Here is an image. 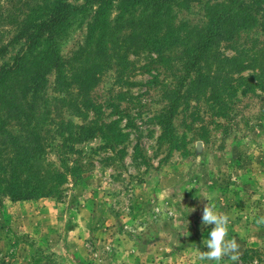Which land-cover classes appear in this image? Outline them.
Returning a JSON list of instances; mask_svg holds the SVG:
<instances>
[{"label": "rangeland", "instance_id": "rangeland-1", "mask_svg": "<svg viewBox=\"0 0 264 264\" xmlns=\"http://www.w3.org/2000/svg\"><path fill=\"white\" fill-rule=\"evenodd\" d=\"M9 1L0 0V6ZM222 1L189 0L171 8V19L183 33L205 22L206 6ZM94 8L84 7L68 28L59 46L64 60L83 44ZM115 16L112 5V25ZM246 33L256 39L257 48H264V30ZM10 35L0 29V43ZM241 38L249 47L245 35ZM21 43L8 48L0 65ZM178 53L172 47L158 58L145 51L127 54L128 68L122 72L111 58L90 90L99 106L96 113L79 115L65 106L50 113L51 119L57 114L45 125L51 145L61 142L59 119L71 129L94 120L104 125L105 134L106 125L117 120L126 137L113 149L100 134L68 142L74 151L68 163L75 161L81 169L77 176H67L58 195L18 201L0 196V264H199L196 257L206 251L213 227L201 222L205 204L230 216L228 238L239 244L236 264H264V226L254 223L264 216V92L238 95L224 117L189 100L172 120L180 149L167 154V145L156 142L160 129L153 115L167 102L163 94L180 72ZM53 79L50 70L44 90L48 97L60 95ZM8 128L16 133L14 125ZM58 153L48 149L45 160L61 165ZM222 264H228L227 257Z\"/></svg>", "mask_w": 264, "mask_h": 264}, {"label": "trees", "instance_id": "trees-1", "mask_svg": "<svg viewBox=\"0 0 264 264\" xmlns=\"http://www.w3.org/2000/svg\"><path fill=\"white\" fill-rule=\"evenodd\" d=\"M187 1L82 0L76 4L69 0H10L6 7L0 6L1 32L8 29L11 33L0 43V57L22 41L9 62L0 65V196L18 201L58 195L67 176L75 177L81 169L75 161L68 163L73 143L95 134H100L110 149L124 141L126 134L117 120L106 125L105 134L104 125L94 120L71 129L59 119L55 122L60 128L58 146L51 145L52 133L45 129L57 115L51 119L50 113L61 106L79 115L86 110L96 113L98 105L90 90L111 58L122 72L128 68L127 54L145 51L158 58L163 51L178 47L181 73L163 94L167 102L153 115L160 129L156 142L167 145V154L180 149L172 120L189 100L224 117L238 95L264 92V48H257L256 39L246 33L264 30V0H223L206 6L205 22L180 33L170 11ZM90 4L95 8L83 44L64 60L59 54L60 43ZM112 5L116 10L113 25L108 20ZM242 35L251 42L249 47ZM50 70L54 73L53 90L59 96L48 97L44 92ZM243 71L250 73L244 76ZM13 125L16 133L8 128ZM48 149L59 152L61 165L45 160Z\"/></svg>", "mask_w": 264, "mask_h": 264}, {"label": "clouds", "instance_id": "clouds-1", "mask_svg": "<svg viewBox=\"0 0 264 264\" xmlns=\"http://www.w3.org/2000/svg\"><path fill=\"white\" fill-rule=\"evenodd\" d=\"M203 225H213L205 243L206 251H200L196 257L199 264L214 261L222 264L227 257L228 264H236L239 260V244L235 238L229 237L231 218L227 213L219 212L214 204H205L202 211ZM257 227L264 226V216L254 219ZM185 233L184 235H187Z\"/></svg>", "mask_w": 264, "mask_h": 264}]
</instances>
